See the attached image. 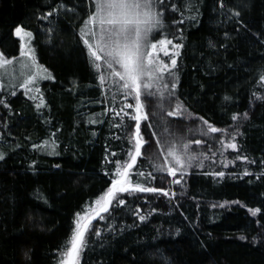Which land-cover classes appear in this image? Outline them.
Listing matches in <instances>:
<instances>
[{
    "label": "trees",
    "instance_id": "16d2710c",
    "mask_svg": "<svg viewBox=\"0 0 264 264\" xmlns=\"http://www.w3.org/2000/svg\"><path fill=\"white\" fill-rule=\"evenodd\" d=\"M158 8L163 33L182 47L164 96L144 101L148 144L136 170L146 175L131 179L175 195L122 194L124 205L92 221L81 264H264V0H164ZM90 11L86 0H0V52L19 55L14 30L22 26L53 74L38 84L39 109L23 90L0 91V264H58L76 215L118 179L116 162L129 159L133 129L116 128L108 111L122 98L98 87L82 43ZM178 104L183 114L168 117ZM203 121L226 131L205 136ZM223 139L237 149L221 158ZM45 141L55 147H36ZM169 142L190 143L200 163L176 177L160 172Z\"/></svg>",
    "mask_w": 264,
    "mask_h": 264
},
{
    "label": "snow or ice",
    "instance_id": "6c2138e0",
    "mask_svg": "<svg viewBox=\"0 0 264 264\" xmlns=\"http://www.w3.org/2000/svg\"><path fill=\"white\" fill-rule=\"evenodd\" d=\"M163 3L164 0H86V5L91 11L87 14V19L83 21L84 26L80 29V35L83 37L82 43L86 46L88 58L94 70V77L98 78V87L106 85L108 88L115 89L113 100H116L117 97L122 98L123 102L118 105V110L108 109L120 121L114 126L116 128L128 127L133 131L126 134L127 140L131 143V149L126 153L129 159L123 165L116 162L115 176L119 178L113 179L111 187L105 195L95 201L96 205H101L103 201V205L94 215L81 216L79 213L76 215L69 236L62 242L58 264H81L82 254L88 247L86 236L91 231L92 221L95 219L104 220L102 213H109L114 204L117 207L124 205L125 200L120 198L122 194L159 192L165 196L175 195L163 189L146 187L139 179L136 182L131 179L133 175L138 178L146 175L144 171L136 170L138 158L142 157V149L148 144L141 133V123L149 120L144 101L152 102L154 98L164 95L161 89L168 88V85L164 83L166 77L175 78L172 69L176 67V57L179 56V49L182 47L181 44L174 43L173 39H169L162 31L164 28L163 12L157 5ZM56 10L54 9V11ZM172 10L178 11L174 4ZM52 15L53 13L49 12L43 18L47 19ZM181 22L174 21L173 23ZM14 34L21 41L19 58L16 60L7 59L0 52V69L4 70L0 75L11 78L15 74L17 78H22L18 87L24 89L25 94H28L31 99H38L36 107L39 109L44 106L45 102L43 93L37 85L41 80H51L53 77L46 68L38 64L35 50L31 47L32 32L25 31L22 26H17ZM161 56L167 57L168 62L166 63ZM16 65L20 66L19 70ZM7 66H12V72L7 71ZM171 87L175 89V83ZM36 94H39V97ZM168 94L172 95L173 93L169 92ZM129 100L132 102H127ZM2 103L4 101L0 100V104ZM158 110L165 111L162 104ZM181 113L182 105L178 104L174 111H167L166 115L176 117ZM244 115L247 116L246 113ZM125 118L129 121L127 125L123 123ZM232 119L236 120L238 117L234 115ZM90 122L95 123L94 120ZM203 123L206 128L200 131L205 136L226 131L208 124L207 121H203ZM232 139L234 141L235 137ZM200 143V140L195 141L197 145ZM222 146L228 149H237L234 142H229L226 145H223L222 142ZM36 147L54 148L55 145L45 141L43 146ZM190 147V143L177 145L169 142L166 148L160 149L166 154L163 156V162L157 165L158 170L171 177H176L178 172L184 173L193 161L200 159V157L189 153ZM112 155L116 154L112 153ZM3 158V153H0V159ZM207 158L205 155L204 159ZM237 159L247 158L237 157ZM200 167H203L202 163ZM247 174L245 173V175ZM215 175L222 177L224 173L219 172ZM147 177L151 180L156 179V176L151 172L147 173ZM182 179L183 175L180 179H174L172 183L180 184ZM259 211V209H249L253 216ZM136 215L140 221L147 219L139 212ZM93 235L98 237L99 229Z\"/></svg>",
    "mask_w": 264,
    "mask_h": 264
},
{
    "label": "rangeland",
    "instance_id": "374dc122",
    "mask_svg": "<svg viewBox=\"0 0 264 264\" xmlns=\"http://www.w3.org/2000/svg\"><path fill=\"white\" fill-rule=\"evenodd\" d=\"M157 7H158V5H157ZM26 31V30H25ZM19 40H20V38H19ZM20 43H21V41H20ZM31 47L35 50V48H34V44H33V39L31 40ZM169 48H171V45H169ZM35 56H36V59H37V61H38V58H37V54H36V50H35ZM19 58V55L17 56V57H14V58H11V59H13V60H16V59H18ZM161 58L167 63L168 62V58L167 57H163V56H161ZM8 59V58H7ZM38 64L40 65V66H42L40 63H39V61H38ZM19 65H16V68H17V70H19ZM43 67V66H42ZM43 68H45V67H43ZM12 70H13V68H12V66H7V71H9V72H12ZM103 70V69H102ZM4 70L3 69H0V73H2ZM34 71V70H33ZM47 71L49 72V73H51L48 69H47ZM51 76L53 77V74L51 73ZM24 78H26V77H24ZM44 81H46V80H41L40 82H39V85L40 84H42V82H44ZM22 82V78H17L16 76H15V74H13V76L11 77V78H9L8 76H4V75H0V91L3 93V94H5V95H15L17 92H19V91H24V89H22V88H20V87H18V85L20 84ZM164 83H166L167 84V81L166 82H164ZM38 86V85H37ZM112 90H114V88H111ZM168 89V88H167ZM167 89H161L163 92H164V94H165V92L167 91ZM15 93V94H11V93ZM24 93H25V91H24ZM28 95V94H27ZM37 96L39 95V94H36ZM29 96V95H28ZM164 96V95H163ZM163 96H161V97H163ZM161 97H159V99L161 98ZM181 114H183V112L181 113ZM180 115V114H179ZM178 115V116H179ZM225 139H223V145H226V143H225V141H224ZM227 150H233V149H228V148H226V147H223L222 146V144H221V146H220V149L218 150L219 151V153H220V155H221V158H224L225 157V155H227V153H226V151ZM189 151V150H188ZM190 154H193V155H196L195 153H191V152H189ZM164 156V155H163ZM162 156V157H163ZM196 156H198V155H196ZM199 157V156H198ZM200 161H201V159H199V160H196V161H193V162H195V163H200ZM224 162H225V160H224ZM174 163V162H173ZM119 178V177H118ZM104 196V195H103ZM100 199V198H99ZM98 200V199H97ZM96 201V200H95ZM95 201L91 204V205H89L86 209H85V211L83 212V213H80V215L81 216H85V215H88V216H91V215H94L95 214V212L98 210V208L99 207H101L102 205H103V201L101 202V205H96L95 204ZM86 222V221H85Z\"/></svg>",
    "mask_w": 264,
    "mask_h": 264
}]
</instances>
